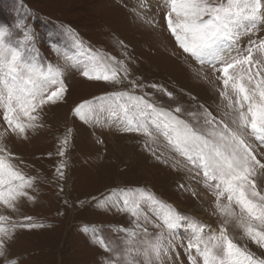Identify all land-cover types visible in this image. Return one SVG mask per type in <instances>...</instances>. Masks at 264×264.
<instances>
[{
	"label": "snow or ice",
	"instance_id": "obj_1",
	"mask_svg": "<svg viewBox=\"0 0 264 264\" xmlns=\"http://www.w3.org/2000/svg\"><path fill=\"white\" fill-rule=\"evenodd\" d=\"M132 11L151 27L160 26L162 13L176 47L199 65H189L190 70L215 86L220 104L215 111L204 103L187 110L163 85L133 77L129 65L135 59L123 41L121 59L86 47L66 30L81 56L64 54V65H52L39 56L30 26L22 21L0 26V264H21L22 257L12 252L19 230L43 227L19 215L25 201L35 202L38 177L25 171L32 165L12 150V143L43 128L46 106L64 99L66 68L90 81H127L129 89L83 100L73 115L93 127L116 126L122 134L141 137L158 162L188 174L190 183L179 185L183 191L202 202L212 198L205 211L216 217L215 228L180 214L142 185L93 197L97 207L132 218V227L118 229L123 236L115 246L92 229L94 240L113 254L108 264H185L183 257L187 264H264V252L257 255L239 243L247 239L264 250V36L257 31L258 25L264 27V0H156L151 17V0H140ZM148 88L175 106H163ZM71 131L58 141L55 175L61 180L69 167ZM180 229L186 232V247L177 244Z\"/></svg>",
	"mask_w": 264,
	"mask_h": 264
},
{
	"label": "rangeland",
	"instance_id": "obj_2",
	"mask_svg": "<svg viewBox=\"0 0 264 264\" xmlns=\"http://www.w3.org/2000/svg\"><path fill=\"white\" fill-rule=\"evenodd\" d=\"M139 2L0 0V26H14L17 21L30 26L39 56L52 65H64V54L81 56L66 30L74 32L86 47L121 59L124 57L119 41H123L128 54L135 59L129 65L133 77H140L147 84L163 85L187 110H195L196 104L204 103L215 111L220 104L215 86L194 76L189 65L192 68L199 65L176 47L164 26L162 13L157 17L158 27H151L134 16L132 10ZM151 4L150 17L155 16L156 0H151ZM257 31L264 36V27L258 25ZM243 43L247 44V39ZM173 51L177 55H172ZM64 79L68 90L62 101L46 106L43 128L30 133L26 141L12 143V150L32 165L25 171L38 177L35 202L25 201L19 215L31 216L34 222L43 225L19 230L12 252L22 257L21 264H108L113 254L94 240L92 229L110 246H115L123 236L118 229L132 227V218L115 209L99 208L92 198L98 200L114 188L145 186L180 214L216 227V217L205 211L212 198L202 202L179 187L181 183H190L186 172L173 171L158 162L143 148L141 137L122 134L116 126L93 127L73 115V108L83 100L129 89L127 81L120 85L90 81L73 68H66ZM145 90L153 93L163 106H175L162 93L151 88ZM185 93L197 99L193 101ZM68 129L72 130L67 153L69 167L66 180H61L55 175L61 160L56 153L58 141ZM82 201L88 202L81 205ZM149 230L154 231L150 225ZM178 231L177 244L184 243L186 247V241L182 240L186 232ZM235 235L240 233L237 231ZM239 243L257 255L264 252L247 239ZM179 251L183 257V249ZM183 259L187 264L186 257Z\"/></svg>",
	"mask_w": 264,
	"mask_h": 264
}]
</instances>
